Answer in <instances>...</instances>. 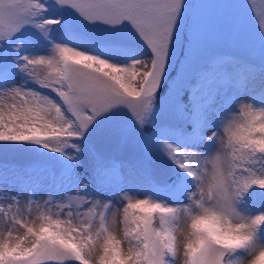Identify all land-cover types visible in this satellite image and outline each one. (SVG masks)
<instances>
[{
	"label": "snow or ice",
	"instance_id": "snow-or-ice-1",
	"mask_svg": "<svg viewBox=\"0 0 264 264\" xmlns=\"http://www.w3.org/2000/svg\"><path fill=\"white\" fill-rule=\"evenodd\" d=\"M190 7L0 0V264H264V0Z\"/></svg>",
	"mask_w": 264,
	"mask_h": 264
},
{
	"label": "rangeland",
	"instance_id": "rangeland-1",
	"mask_svg": "<svg viewBox=\"0 0 264 264\" xmlns=\"http://www.w3.org/2000/svg\"><path fill=\"white\" fill-rule=\"evenodd\" d=\"M228 0H190L191 7L189 9V16L196 21L197 27L209 34L220 33L223 26L231 17V12L226 8ZM258 9L261 6V0H251ZM252 16L255 17V11ZM259 20L255 19V25L258 26ZM220 43L227 45L229 40L227 36L220 39ZM153 176L158 178V172L153 171ZM123 178H129L127 171L123 173ZM134 190H139L141 195L145 190L143 182L134 181L132 184Z\"/></svg>",
	"mask_w": 264,
	"mask_h": 264
}]
</instances>
